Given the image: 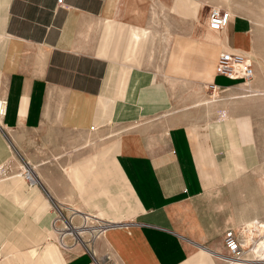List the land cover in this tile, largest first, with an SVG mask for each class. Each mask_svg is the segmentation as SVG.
<instances>
[{"label": "crops", "instance_id": "obj_1", "mask_svg": "<svg viewBox=\"0 0 264 264\" xmlns=\"http://www.w3.org/2000/svg\"><path fill=\"white\" fill-rule=\"evenodd\" d=\"M129 2L0 0V94L8 99L9 129L57 141L62 132L68 142L56 145L77 146L71 138L80 140L92 126L162 112L158 78L152 82L149 70L134 66L135 33L124 19ZM200 20L191 32L172 37L164 71L170 80L217 85L228 79L216 73L220 54L238 53L244 45L257 53L255 34L243 18L221 31L209 27L208 16ZM149 24L148 6L141 28ZM119 28L126 40L119 41ZM252 123L245 116L175 125L164 134L168 150L159 122L134 127L97 153L70 158L63 191L48 182V196L116 224L94 243L97 254L116 264H225L215 256L225 251L224 232L264 222L243 223L246 192L227 190L260 162ZM6 155L0 140V161ZM23 191H11V203L0 196V264H88L80 247L64 250L56 243L50 201L37 189Z\"/></svg>", "mask_w": 264, "mask_h": 264}, {"label": "rangeland", "instance_id": "obj_2", "mask_svg": "<svg viewBox=\"0 0 264 264\" xmlns=\"http://www.w3.org/2000/svg\"><path fill=\"white\" fill-rule=\"evenodd\" d=\"M194 1H198L202 5L199 19L175 12L173 7L176 0H150V3L148 2L151 5L150 24L149 27H145V34L142 32V28L136 24L132 23L129 26V30L134 29V33L139 37V42L136 45V54L139 58L135 59L134 66L149 70L152 82L158 78L157 83L160 82L162 85L161 113L139 116L130 122H108L100 127L92 126L88 134L81 137L80 140L71 138V142L80 143L77 146L56 145L54 142H68L66 140L69 137L62 132L58 133L60 139L57 141L53 135L42 134V136L38 131L9 129L5 123L6 116L2 119L0 140L7 148V155L0 161V184L7 182V185L4 189H0V196H5L7 203L13 201L9 196L13 190H24L23 192L26 194L30 190L37 189L52 205L51 198L53 196H48L46 184L48 182L55 184L58 189L56 191L61 193L63 191L64 167L67 165L65 171L68 172V167L73 165L69 163L71 159L75 160L82 154L97 153L108 147L122 134L132 131L134 127L145 124L150 126L152 123L159 122L164 135L170 127L175 125H216L226 120L249 116L253 121L251 134L253 138L256 137L258 142L260 162L247 176L226 188L233 190L231 192H238V190L246 192V219L243 223L253 220L264 221V95L249 96L251 93L247 91V87H240L241 84L238 81H230L223 77L216 82L221 88L215 90L209 85L170 80L164 71L167 50L170 45L168 43L171 42L175 33L191 32L193 26L197 25V21L206 18L210 10L216 7L234 12L236 14L234 18H243L250 30L254 32L257 53L249 54V56L257 58V61L251 59L259 66L255 80L250 85L254 87L253 91L264 90V61L262 60L264 59V0ZM200 21L203 24V20ZM123 37L119 35V41L124 39ZM161 74L162 81L160 80ZM233 84H236L233 86L234 88H226ZM0 99L8 101L6 96L1 94ZM244 122L248 127V121ZM162 146L167 150L170 148V142L165 135L162 137ZM28 170L36 180L35 183L29 182L25 177L24 173ZM16 177L22 181L20 186L18 182L12 180ZM3 190H9V195ZM67 190H72V186L69 187L68 184ZM231 197L235 198L234 195ZM70 207L72 209L79 208L74 204L65 205V208ZM51 212H54L53 205ZM67 213L69 214V212ZM261 239L260 236H254L255 242L261 241ZM56 243L58 244V242Z\"/></svg>", "mask_w": 264, "mask_h": 264}, {"label": "built area", "instance_id": "obj_3", "mask_svg": "<svg viewBox=\"0 0 264 264\" xmlns=\"http://www.w3.org/2000/svg\"><path fill=\"white\" fill-rule=\"evenodd\" d=\"M58 4H62V0H58ZM230 22L231 15L227 10L216 7L210 10L208 25L212 30L221 31ZM216 73L246 86L250 85L255 78L252 59L240 53H221L216 65ZM210 86L215 90L221 88L217 85ZM7 108L8 101L0 99V127H2V119L7 114ZM24 174L29 182L35 183L29 170L25 171ZM51 202L54 210L52 228L57 235L60 248L72 250L75 247H80L83 253L89 256L88 264H116L108 254L99 255L94 250L95 241L107 228L116 224L103 222L95 216L80 213L72 208H65L64 205L52 198ZM243 228H229L224 232L223 245L225 252L218 254V258L225 264H243L246 259L249 248L246 246V236ZM253 244L254 242L252 246Z\"/></svg>", "mask_w": 264, "mask_h": 264}, {"label": "bare ground", "instance_id": "obj_4", "mask_svg": "<svg viewBox=\"0 0 264 264\" xmlns=\"http://www.w3.org/2000/svg\"><path fill=\"white\" fill-rule=\"evenodd\" d=\"M112 1H115V0H112ZM148 6L151 9V5L148 3L147 0H130L126 14H125V18H124L126 23L131 22V23L136 24L138 27H143V20H144V17L146 16ZM201 6L202 5L200 4V2L194 1V0H176L175 5L173 7V10L175 12L183 15V16H191L194 19H196L198 17V19H199V11H200ZM229 13H230L231 18H232L231 20H233L234 17L236 16V14L234 12H229ZM198 22L199 21H197V23ZM198 26H200V25H198ZM119 30H120V35L123 36V34H124L123 29L119 28ZM142 32L145 34L146 30L142 29ZM209 38L215 39L218 41L217 37L213 38L209 35ZM170 40H171V38H170ZM138 42H139L138 34H135L134 35V43L132 46L134 52H136V49H137L136 45L138 44ZM169 44H170V42L168 43V45ZM167 52H168V50H167ZM236 52H238L240 54H244L248 57H250L249 54L255 53V51L252 49L251 46H249L247 48L245 45L243 46V49L237 50ZM133 60H135V59L133 58ZM262 60L264 61V59H262ZM240 87H244V88L247 87L248 88L247 91L251 93L249 96L264 95V90L258 89V90L253 91L254 87L251 85L246 86V85L241 84ZM257 88H255V89H257ZM72 174H74L75 177L78 176V174L76 172H72ZM34 181L36 182L35 179H34ZM73 183L77 187H79L78 180L74 181ZM51 229L53 230L52 226H51ZM243 230H244V233L246 236V246H248V248H249L247 255H246V259L243 261V264H255V263L264 264V222L257 221V222L248 223L244 226ZM52 233H55L54 230L52 231ZM254 236H256V237L260 236L262 238L261 241L255 242ZM253 242H255V244L252 246ZM215 256L218 257V254H215ZM197 260H198V258H197Z\"/></svg>", "mask_w": 264, "mask_h": 264}]
</instances>
